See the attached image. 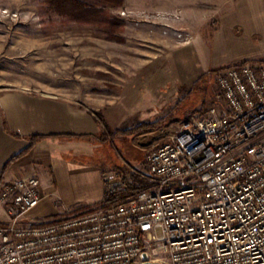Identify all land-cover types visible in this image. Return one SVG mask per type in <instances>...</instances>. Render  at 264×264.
Returning a JSON list of instances; mask_svg holds the SVG:
<instances>
[{
	"label": "built area",
	"instance_id": "obj_1",
	"mask_svg": "<svg viewBox=\"0 0 264 264\" xmlns=\"http://www.w3.org/2000/svg\"><path fill=\"white\" fill-rule=\"evenodd\" d=\"M174 34L192 42L181 30ZM216 82L224 108L177 122L147 153L154 190L24 225L45 198L41 179L1 182L9 224L0 226V264H143L144 253L161 264H264V61L224 67ZM103 180L108 193L119 194L129 178L110 168Z\"/></svg>",
	"mask_w": 264,
	"mask_h": 264
},
{
	"label": "rangeland",
	"instance_id": "obj_2",
	"mask_svg": "<svg viewBox=\"0 0 264 264\" xmlns=\"http://www.w3.org/2000/svg\"><path fill=\"white\" fill-rule=\"evenodd\" d=\"M233 1L124 0L120 7L104 6L109 22L93 14L69 18L48 9L42 0H0V94L29 91L64 98L76 107L80 103L99 118L103 138H110L111 131L167 124L118 134L106 145L86 137L99 142L89 159L106 161L104 168L121 165L129 180L141 175L142 189L154 190L145 164L151 145L177 122L206 115L213 107L224 108L216 82L220 68H209L195 79L188 66L200 64L195 58L197 36L206 26L217 25L219 12ZM122 10L133 14L122 15ZM157 14H166L167 19L158 20ZM115 19L120 22L114 24ZM165 25L171 27L169 34H164ZM175 28L192 42L179 39ZM81 155L79 159L85 160ZM86 209L77 206L70 213ZM5 216L0 207V226L9 224ZM61 217L24 225H43Z\"/></svg>",
	"mask_w": 264,
	"mask_h": 264
},
{
	"label": "crops",
	"instance_id": "obj_3",
	"mask_svg": "<svg viewBox=\"0 0 264 264\" xmlns=\"http://www.w3.org/2000/svg\"><path fill=\"white\" fill-rule=\"evenodd\" d=\"M217 21L196 38L195 58L200 64L188 66L192 71L188 74L194 73L195 79L209 68L264 61V0H234L219 12ZM177 77L187 80L185 75ZM101 132L99 118L80 103L76 107L64 98L29 91L0 94V182L36 174L45 192V198L26 214L23 224L71 215L77 206H93L104 200L103 172L112 167L104 168L107 164L101 159H89L99 142L65 136ZM33 135L63 137H47L32 146L29 138ZM166 138L167 134L157 139L147 153ZM79 154L86 159L80 160Z\"/></svg>",
	"mask_w": 264,
	"mask_h": 264
},
{
	"label": "trees",
	"instance_id": "obj_4",
	"mask_svg": "<svg viewBox=\"0 0 264 264\" xmlns=\"http://www.w3.org/2000/svg\"><path fill=\"white\" fill-rule=\"evenodd\" d=\"M47 6L48 9L53 10L54 12H58L61 15L67 16L69 18H73L76 20H79L83 17H90L92 14L97 17V19H100L101 21H109V17L106 13V10L104 6H115L120 7L124 4V0H42ZM102 6V7H101ZM116 20V19H115ZM110 22V21H109ZM120 21L116 20L113 23L118 24ZM247 62H242L241 64H245ZM167 124H154L150 126L141 125L139 127L130 129V130H116L110 132V138H103V133H98L94 135L89 136H77V135H65L66 137H76L79 139H83L86 137H93L100 142L105 143L109 142L108 139L113 140L116 135H132L135 133H141L146 130H155L157 128H160L162 126H165ZM14 136L18 137L19 135L14 134ZM63 137L62 135H33L29 139L31 140V145H35L39 141L47 138V137ZM31 146V147H32ZM30 149V148H29ZM28 149V150H29ZM28 150L23 152L22 154H19L18 156H15L11 159L10 162L14 161L24 153H26ZM10 164V163H9ZM8 167V165L5 167ZM118 168L122 169L123 166L117 165ZM1 183V182H0ZM145 179L141 175H133L131 180L128 181L127 189L119 194H110L107 191L105 192L104 200L102 201V207H113L117 206L118 204L125 203L129 199L134 198L138 195L140 191H142V187L145 185ZM84 208V207H83ZM87 211L92 210L89 206H87Z\"/></svg>",
	"mask_w": 264,
	"mask_h": 264
},
{
	"label": "water",
	"instance_id": "obj_5",
	"mask_svg": "<svg viewBox=\"0 0 264 264\" xmlns=\"http://www.w3.org/2000/svg\"><path fill=\"white\" fill-rule=\"evenodd\" d=\"M143 264H161L159 262H151L149 261L148 255L146 253L143 254Z\"/></svg>",
	"mask_w": 264,
	"mask_h": 264
}]
</instances>
